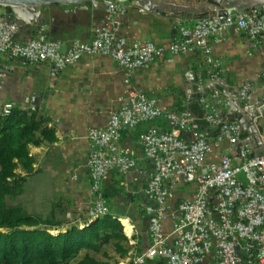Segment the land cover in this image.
<instances>
[{
    "label": "crops",
    "instance_id": "1",
    "mask_svg": "<svg viewBox=\"0 0 264 264\" xmlns=\"http://www.w3.org/2000/svg\"><path fill=\"white\" fill-rule=\"evenodd\" d=\"M130 3H126L128 12L122 32L131 39H152L169 45L172 38L178 36V27L182 22L194 24L196 20L190 17H169L161 10L142 11L151 9L143 6L142 9L133 4L129 6ZM103 8L104 3L94 1L40 4L33 8L40 13L37 19L33 18L30 22L16 19L20 23L17 37L20 41H26L36 37L40 28L44 27L67 40L77 37L91 39L96 25L103 18ZM176 11L174 8L171 14H176ZM0 13L8 18L14 10L6 7ZM69 15H73L72 20ZM211 42L213 54L220 62L212 65L214 74L209 72L211 65H202L198 54H175L155 61L146 69L131 72L111 55L84 53L56 76L50 75L47 63H30L10 55H0V69L5 72L0 81V106L5 101H15L19 107L28 108L32 96L37 95L39 115H48L49 125L53 126L58 135L56 141L30 144L28 147L35 157L34 168L28 173L22 188L30 183L29 195L17 203L24 204L28 212L40 213L49 219L80 221L82 227L91 223L94 194L87 165L91 151L89 131L92 127H105L112 113L122 104L120 97L133 87L156 93L153 95L158 100L165 106L172 105L177 111L187 107L192 87L217 84L224 94H228L229 89L237 91L243 81L251 80L258 87L255 94V101H258L264 94L259 91L264 83V60L253 38L243 29L232 27L223 38L218 41L212 39ZM218 67L222 68L221 74ZM191 71H194L197 79ZM256 81L261 84L257 85ZM249 114H235L231 111L229 115L234 119L242 115L246 118ZM153 124L161 130L168 126L162 118L153 121ZM148 125L150 123L145 127ZM130 134L125 136L126 140L135 138V132ZM152 167L151 161L144 160L128 172H114L110 197L112 211L117 215L126 213L124 216L134 213V219L144 234L151 211L157 206L152 196L142 192L145 176ZM21 169L27 174L24 165ZM38 185L40 189L37 192L35 188ZM24 192L17 197L23 196ZM138 195L141 197L137 198ZM173 219L172 216L164 221L167 228L172 225ZM137 248L134 247L132 251H137ZM130 263L163 264V259L152 257L141 262L131 260Z\"/></svg>",
    "mask_w": 264,
    "mask_h": 264
},
{
    "label": "built area",
    "instance_id": "2",
    "mask_svg": "<svg viewBox=\"0 0 264 264\" xmlns=\"http://www.w3.org/2000/svg\"><path fill=\"white\" fill-rule=\"evenodd\" d=\"M103 2L104 18L96 25L91 41L76 39L66 42L44 28H41L37 38L20 41L17 37L20 23L10 21L0 13V51L32 61L48 59L51 62L49 72L53 76L79 60L84 53H104L129 68L142 67L141 55L129 50L128 46L146 40L129 41L121 34L124 25L121 15L125 12L122 2ZM210 23L205 22L201 26ZM213 23L219 33L234 24L253 33H262L264 5L221 16ZM64 45L67 47L65 51L62 50ZM168 46L175 53L183 50L178 36ZM141 49L143 56L150 59L156 46L151 43ZM2 77L3 73L0 72V81ZM251 89L254 90L252 84L239 89L243 100L249 99L247 94ZM36 98L34 95L33 101ZM204 99L205 103H211L213 112L207 115L208 125L202 130H196L189 122L187 115L195 113L185 108L168 119L171 129L160 133L157 128L151 127L142 132L137 142L131 143L125 139L127 133L135 131L140 121L161 113L154 105L155 98L141 96L135 90L122 95L124 104L119 112L110 117L107 126L90 130L93 148L88 164L95 179L93 189L98 196V211L105 213L108 210L105 194L112 185L110 176L113 168L127 171L146 158L153 160L154 168L176 166L183 169V174H150L148 184L143 189L145 193L156 194L158 199L157 214L153 215L150 227L153 243L147 255L166 257V264H264V213L255 208L253 199L257 191L262 192L264 211V130H256L257 119L264 117V104H257V108L248 111L250 116L246 117L245 125L229 122L225 132L219 129L215 133L217 143L229 139L233 153L237 155L225 153L221 162L208 163L205 161L210 144L207 134L212 123L217 124L226 116L228 109L225 105L232 102L230 98H222L220 89L212 99L208 96ZM13 106L11 102L6 103L3 112L9 114ZM246 131L249 134L244 136ZM156 136L163 138L161 147H144L145 141L150 142ZM255 136L263 147L258 152L254 151L251 142V137ZM173 153L176 159L172 158ZM192 181L199 183L192 198L185 199L178 210L170 213L167 205L170 189L178 184L184 188ZM177 212L178 219L172 229L166 231L164 221L171 215H177ZM126 219L129 228L135 229L133 219ZM140 237L138 232L130 233L133 243L138 242Z\"/></svg>",
    "mask_w": 264,
    "mask_h": 264
},
{
    "label": "trees",
    "instance_id": "3",
    "mask_svg": "<svg viewBox=\"0 0 264 264\" xmlns=\"http://www.w3.org/2000/svg\"><path fill=\"white\" fill-rule=\"evenodd\" d=\"M189 107L199 117L205 112L197 100ZM145 125L134 131L135 138ZM57 139L46 114L40 116L26 107H16L10 116L0 113V264H119L132 245L113 211L83 228L73 224L67 231L53 234L50 228L59 227L62 220L28 212L24 204L10 199L23 192L22 185L33 171L30 144Z\"/></svg>",
    "mask_w": 264,
    "mask_h": 264
},
{
    "label": "rangeland",
    "instance_id": "4",
    "mask_svg": "<svg viewBox=\"0 0 264 264\" xmlns=\"http://www.w3.org/2000/svg\"><path fill=\"white\" fill-rule=\"evenodd\" d=\"M104 0H99L98 2H103ZM118 1H120V2H122V4H123V8H124V10H125V12L121 15L122 16V19H123V22H124V24H126V18H125V16L127 15V12H128V10H127V4L126 3H129V2H131L130 4H128L129 6L130 5H135L136 7H140V8H142V5H139V4H135V3H133L134 2V0H118ZM84 3H91V2H93V0H84L83 1ZM75 3H78V2H75ZM59 4H64V3H59ZM66 4H71V3H66ZM7 7V5H3V4H0V12H3V10L5 9ZM8 8V7H7ZM101 8V7H100ZM143 9V8H142ZM152 10L153 11H158L157 9L155 10V9H152L151 8V10H147V9H143L142 11H148V12H152ZM103 18H104V14H105V8H103ZM70 17H69V19L70 20H72L73 19V15H69ZM173 16V15H172ZM103 18H102V20H101V22L103 21ZM100 22V23H101ZM99 23V24H100ZM98 25V24H97ZM123 27H124V25H123ZM123 27H122V29H123ZM41 28H44V27H41ZM41 28H40V30H41ZM44 29H46V28H44ZM122 29H121V34L123 35V36H125L129 41H132V40H144V39H142V38H134V39H131L130 37H128L127 35H125L123 32H122ZM51 31V30H50ZM52 32V31H51ZM53 33V32H52ZM56 37H58V38H60V39H63L64 41H66V42H72V41H74V40H76V39H78V40H82V41H91L92 40V38L91 39H85V38H80V37H77V38H72V39H69V40H67V39H65V37H63V36H61V37H59V36H57L55 33H53ZM40 35V31H39V33H38V35L36 36V37H30V38H37L38 36ZM175 37H177V36H175ZM175 37H173V38H175ZM172 38V39H173ZM172 41V40H171ZM170 41V42H171ZM154 44L155 46H156V49H155V51L153 52V57L152 58H150V59H146L144 56H143V51H142V47H144V45H147V44ZM170 44V43H169ZM66 46L64 45L63 47H62V50L63 51H65L66 50ZM128 49L129 50H132V51H134V52H136V53H138V54H140L141 55V57H142V67H136V68H129V67H127V66H124V65H122V64H120L119 63V61L117 60V59H115L114 57V59L120 64V65H122V66H124V67H126L127 69H129L131 72H134L136 69H141V68H143V69H146V68H148V67H150L151 65H152V63H154L155 61H157V60H159V59H164V58H167V57H169V56H174L175 55V51L172 49V47L171 46H168V45H164V44H160V43H158L157 41H155V40H152V39H148V40H146V41H136V42H133V43H131L129 46H128ZM92 54H96V53H92ZM0 55L1 56H5V55H10L11 57H17V58H21V59H23V60H25V61H27V62H30V63H47L48 65H49V68H50V64H51V62H50V60H48V59H45V60H39V61H32V60H29V59H26V58H24V57H19V56H12L9 52H5V51H0ZM12 60H14V58H12ZM70 65V64H69ZM65 69V68H64ZM64 69H62V70H64ZM61 70V71H62ZM60 71V72H61ZM0 72H2L3 73V77L5 76V72L3 71V70H1L0 69ZM59 72V73H60ZM50 73V72H49ZM58 73V74H59ZM57 74V75H58ZM51 75V74H50ZM53 76V75H52ZM54 76H56V75H54ZM2 77V78H3ZM256 83H257V85H260L261 84V82L260 81H256ZM247 84H252L253 86L255 85L254 84V82L253 81H251V80H246V81H243L240 85H239V87L237 88V91H234V92H240L239 91V89H242L243 87H245ZM219 89L221 90V96H222V98L223 99H228V98H230L231 97V95H230V93L228 92V94H224V91H223V89L221 88V87H219ZM131 90H135V92L136 93H138L139 95H141V96H144V97H150V98H155V99H157V100H155L154 101V105H155V107H156V109L161 113V114H158V115H154L153 117H150V118H148V119H145V120H143V121H140L139 123H138V125H137V129L136 130H138V128H139V126L141 125V124H143V123H145V124H147V123H150V125H148L145 129H143L140 133H139V135L136 137V138H134L133 140H132V138H130V140H129V142H137L139 139H140V137H141V134H142V132L143 131H145V130H147V129H149V128H151V127H155V128H157L156 126H155V124H153V121H155V120H157V119H159V118H162V119H164L165 121H166V124L168 125L167 126V128L166 129H163V130H161V129H158L159 131H160V133H162V132H164V131H167V130H169V129H171L172 128V126H171V124H170V121L168 120V119H171V118H173L174 117V115L176 114V111L174 110V108H173V106L172 105H170V106H165L160 100H158V98H156L157 96H154L156 93H148L146 90H144V89H142V90H140V89H136V88H134L133 87V89H130L128 92H126L125 94H129L130 93V91ZM241 93V92H240ZM149 94H151V95H153V96H150ZM255 94H256V92H255V90H253V89H251L250 90V92L247 94V96H248V100L247 99H244L243 100V104H244V107H245V109H248V108H250L251 107V105L253 104V99H254V101H255ZM261 94V93H260ZM35 95V94H34ZM33 95V96H34ZM124 95V94H123ZM33 96H32V101H31V105L28 107L29 109H30V111L31 112H34V111H37L38 112V110H39V102H38V97H37V95H36V100H34L33 101ZM120 99H121V101H122V104L120 105V107H119V109L116 111V112H119L120 110H121V108H122V106H123V100H122V96L120 97ZM8 102H11V103H13L14 104V106H13V109H12V111L9 113V114H5L4 112H3V107H4V105L6 104V103H8ZM256 102V101H255ZM35 105V108H33V106ZM204 106H205V112L202 114V116H198L194 111V113H195V115H187V119L189 120V122L190 123H192L193 124V126H194V128L196 129V130H198V129H200V130H202V128H205L207 125H208V123H207V121H206V117H207V115L209 114V113H212L213 112V107H212V105H211V103L210 102H207V103H204L203 104ZM226 106V108L228 109V112H227V114H226V116L224 117V118H221L220 120H218L216 123L217 124H211V130H210V132H208V141L210 142V144H208V147H209V152L205 155L206 156V162H211V163H219V162H221L222 161V158H223V155L225 154V153H229V154H232L233 153V148H231V141L229 140V139H226V140H224V141H221V142H219V143H217V141L215 140V138H214V135H215V133L219 130V129H221V130H223L224 132L227 130V126H228V124H229V122H238V123H241V124H243L241 121H239V120H237V118H239V117H237V118H234V119H232L231 118V115H229L230 114V112H231V107H232V104L230 105V104H226L225 105ZM16 107H19L18 105H17V103L15 102V101H5L1 106H0V113H1V115H3V116H10V115H12V113H13V110L16 108ZM185 108H188V107H182L181 109H179V110H177V111H181L182 109H185ZM248 112V110L245 112V113H247ZM115 113V112H114ZM114 113H112V115L114 114ZM111 115V116H112ZM110 116V117H111ZM110 119V118H109ZM108 124V123H107ZM107 126V125H106ZM105 126V127H106ZM93 128V127H92ZM91 128V129H92ZM100 128H104V127H100ZM90 129V130H91ZM135 130V131H136ZM134 131H129L128 133H127V135L129 134V135H131L130 133H133ZM207 132V131H206ZM206 132L204 133V138H206V136H205V134H206ZM249 134V132L248 131H246L245 133H244V136H246V135H248ZM89 138H90V141H91V151H92V148H93V144H92V139H91V137H90V131H89ZM254 138H256L257 140H258V138L255 136ZM259 141V140H258ZM151 145H155V146H159V147H161L162 145H163V138L162 137H159V136H156L152 141H150V142H148V141H145L144 142V147H146V148H150L151 147ZM259 146H260V150H263V147H261V145H260V143H259ZM236 148H238V146H236ZM91 151H90V154H89V157H88V160H87V165H88V168H89V170H90V174H91V177H92V184H91V189H92V192H93V194H94V209H93V213H92V216H93V220L91 221V223L98 217V216H100V215H103V214H106V213H108V212H110V211H112V209H111V205H110V197H111V190L113 189V186H114V179H113V173L114 172H118V173H125V172H128V171H130V170H132V169H134V168H136V167H138L144 160H148V161H151L152 162V164H153V167H152V170L145 176V180H144V185H143V187H142V192L145 194V195H148V196H152L153 198H154V200L156 201V205L158 206V199H157V195L156 194H154V193H145L144 192V187H146L147 186V184H148V179H149V176H150V174H171V175H181V174H183V169H181V168H179V167H176V166H172V167H169V168H166V167H164V166H156L155 168H154V162H153V160L152 159H150V158H146V159H144V160H142L141 162H139V164L136 166V167H133V168H131V169H129V170H127V171H120L118 168H113L112 170H111V179H112V185H111V187L107 190V192H106V194H105V196H106V205H107V207H108V210L105 212V213H101V212H99L98 211V208H97V198H98V196H97V193L94 191V189H93V183H94V175H93V173H92V170H91V168H90V166H89V164H88V162H89V158H90V155H91ZM237 154L236 153H233V156H236ZM172 158H174V159H176V154L175 153H173L172 155ZM194 158H195V155H194ZM23 165V164H22ZM22 165H21V163H20V166L22 167ZM244 174V173H243ZM199 187V183L197 182V181H192V182H190L189 184H187V186L185 187L184 186V188H181V185L180 184H178L176 187H172L171 189H170V193L168 194V198H167V205H168V211L170 212V213H172V212H174V211H176V210H178V208H179V206H180V204L185 200V199H191L192 198V195H193V193L195 192V190H197V188ZM29 189H30V183H27V185H25L24 186V190H25V192L23 193V196L21 195V196H19V197H17V196H15V197H13V198H10L11 199V201H13V202H17V201H20V200H24L25 199V196L26 195H29ZM36 191L38 192L39 191V189H40V186L38 185L36 188ZM185 192V193H184ZM180 193H182V194H180ZM184 193V194H183ZM110 194V195H109ZM261 195H262V192L261 191H257L256 193H255V196H254V206H255V208L256 209H258V211H260V212H262V213H264V211L262 210V206H263V200H262V198H261ZM141 197V195H138L137 196V198H140ZM157 206H156V208H154V210L153 211H151V214H150V222H149V225H148V228H147V230H146V232H145V234H144V232L142 231V230H140L139 229V227H138V224H137V222H136V220L134 219V216H133V214H129V215H127V216H124V215H126V213H121V214H123V215H118V217H119V219L121 220V222H122V224H123V227H124V230H125V232H126V234H127V237H128V241H129V243L132 245V248L130 249V251H129V253H128V255H127V257L125 258V259H123L119 264H121L122 262H126V264H131L130 262H131V260H134V262H141V261H144L146 258H152V257H161L162 259H163V264H166L167 263V261H168V259L166 258V257H162V256H159V255H155V256H149V255H147V250L149 249V247L151 246V244L153 243V236H152V234H151V232H150V227H151V219H152V217H153V215H155V214H157V212H156V209H157ZM173 216V220H174V222L172 223V225L169 227V228H167L166 227V231H169V230H171L172 229V226H173V224L175 223V221L178 219V212H177V215H171L170 217H172ZM128 217H131L132 219H133V222L136 224V228L135 229H133V230H131L130 228V230L128 231V229L126 228V225H125V221H123V219H126V218H128ZM91 223H87L85 226H87V225H89V224H91ZM73 224H78L81 228H83V227H85V226H81V222L79 221H75V222H72V221H67V220H62V224L59 226V227H57V226H54V227H52V228H50V231L53 233V234H58L59 232H64V231H67L68 230V228L69 227H71ZM65 225H68V227H65ZM130 231L131 232H138L140 235H141V237L139 238V240H138V242H136V243H133L132 241H131V239H130ZM134 247H139V248H137V251H132V249L134 248ZM141 248V249H140ZM140 249V250H139ZM132 254H133V256H132ZM128 258H131L130 259V261L128 260Z\"/></svg>",
    "mask_w": 264,
    "mask_h": 264
},
{
    "label": "bare ground",
    "instance_id": "5",
    "mask_svg": "<svg viewBox=\"0 0 264 264\" xmlns=\"http://www.w3.org/2000/svg\"><path fill=\"white\" fill-rule=\"evenodd\" d=\"M202 0H179L176 3H186L189 5H193L196 7H199L202 5ZM83 2V1H82ZM172 0H160V6L164 7L166 12L165 14L167 16H172V10L174 9V6L171 5ZM99 3V2H98ZM104 3V2H100ZM173 6V8H172ZM249 7L245 9H240L235 12H228V13H221V12H210L206 8H201V9H186V8H181L180 12L176 11V14L173 16L176 17H184V18H194L195 23L194 24H188L185 22H182L178 29V37H179V42L181 46L183 47V50L176 52L175 54H198L199 59L201 60L200 62L202 65H211V68H209V72L211 74H214V69L212 65L219 64V60L215 58L213 54V44H212V39L215 40H220L223 38L228 29L232 27H237L240 29H243L245 32L248 33L249 36L253 38L254 44L258 47L259 52L261 53V58L264 60V32L262 33H253L252 31L245 29L237 24L231 25L224 29L221 33L218 32V29H216V25L213 23L215 20H219L221 16L224 15H229V14H236L240 11H247ZM179 10V8H178ZM207 23L211 22L209 25L202 27V23ZM83 55V54H82ZM82 57V56H81ZM80 57V58H81ZM218 71L221 74L222 68L218 67ZM191 74L194 75V78H198L194 71H191ZM221 79V77H220ZM222 80V79H221ZM216 83V82H215ZM219 89V86L215 84L214 86L210 87H203L202 85H197L195 87H192V91L189 93V102L187 104V107L190 111L193 112V110L189 107V104L195 100H197L200 104L205 103V97L208 96L210 99L214 97V94L216 91ZM254 90L255 92L258 91V87L254 85ZM260 92H264V83L261 85ZM229 93L231 95L230 100L232 102V106L234 107V111L237 113H245L246 109L243 104V97L240 94V92H233L231 89H229ZM236 94V96L234 95ZM264 112V108L262 110ZM264 130V117H259L256 121V130L259 131ZM125 225L126 228L129 229V221L128 219H125ZM130 233H132L130 231ZM121 264H126V262H122Z\"/></svg>",
    "mask_w": 264,
    "mask_h": 264
},
{
    "label": "water",
    "instance_id": "6",
    "mask_svg": "<svg viewBox=\"0 0 264 264\" xmlns=\"http://www.w3.org/2000/svg\"><path fill=\"white\" fill-rule=\"evenodd\" d=\"M84 0H0V4L3 5H12L14 13H10L8 15V20L16 21V19L22 22H30L33 18H38L40 14L39 11H34L35 8L39 4L43 3H75V2H82ZM94 2H98L99 0H93ZM202 5L199 7L189 5V4H182L171 2V5L177 9V12H180L181 8L186 9H201L206 8L210 12H221V13H228V12H235L240 9H245L247 7H256V6H263L264 0H202ZM135 4L142 5L146 8L157 9L158 11H164L165 8L160 6V0H134ZM179 8V10H178ZM175 15V14H172ZM229 95V94H228ZM236 96V94L234 93ZM258 105L264 104V94L262 97L258 98V101H253V104L250 108L246 109V111H253L254 108H257ZM264 106L262 107V109ZM231 111H234V107H231ZM235 114H238L235 112ZM237 120L241 121L244 125L246 124V118L242 116H238ZM251 141L253 142V148L255 152L260 150L259 141L251 137ZM241 143V142H240Z\"/></svg>",
    "mask_w": 264,
    "mask_h": 264
}]
</instances>
